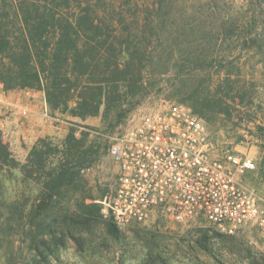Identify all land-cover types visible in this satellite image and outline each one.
<instances>
[{
    "label": "rangeland",
    "instance_id": "1",
    "mask_svg": "<svg viewBox=\"0 0 264 264\" xmlns=\"http://www.w3.org/2000/svg\"><path fill=\"white\" fill-rule=\"evenodd\" d=\"M165 2L163 6L167 5L170 15L166 18L186 29L162 34L168 38V51L173 54L176 66L168 64L167 71L157 76L151 72L144 75L147 95L129 109L119 124L110 128L100 113L82 120L63 116L48 107L50 121L42 119L39 112L33 119L8 117L0 127V140L22 165L40 140L55 146L63 144L70 132L76 139L84 137L83 148L90 146L95 160L80 171L86 188L81 194L88 196L87 202L91 197L102 207L104 198L113 193L118 176V165L109 155L110 145L148 112L173 103L192 111L190 104H193L202 111L203 117L194 115L206 125V142L211 154L219 156L229 152L252 158L257 169L245 176L243 183L264 198L262 2ZM32 91L40 107L44 93ZM8 92L12 99L20 94V89ZM37 192V186L24 178L19 167L10 173L0 172L1 197L21 195L24 203L26 197ZM2 210L5 216L6 211ZM21 211L24 215L15 236L6 224L0 226V264H9V259L15 264H28L32 258L37 264H264V239L254 227L226 235L203 219L179 224L152 214L143 223L111 230L99 212L101 222L91 224L89 230H79L73 241L61 234H51V229L50 235L42 228L31 230L25 218L28 205L23 204ZM1 219L0 216V223ZM32 235L36 246L31 243ZM42 239L52 245V252L45 256L47 263L36 252L43 249Z\"/></svg>",
    "mask_w": 264,
    "mask_h": 264
},
{
    "label": "trees",
    "instance_id": "2",
    "mask_svg": "<svg viewBox=\"0 0 264 264\" xmlns=\"http://www.w3.org/2000/svg\"><path fill=\"white\" fill-rule=\"evenodd\" d=\"M164 2L0 0V83L7 91L43 92L49 109L63 116L83 120L100 113L104 123L115 127L147 95L144 75L157 76L168 64L176 66L162 34L186 29L166 18ZM190 105L193 114L203 117ZM83 147L84 137L76 139L73 132L61 145L40 140L19 165L0 140V172L19 167L38 188L24 203L21 195L0 196V226L6 224L15 236L23 204L28 205L25 218L31 230L42 228L50 235L51 229V234L75 241L79 230L98 225L102 207L81 194L86 188L80 171L95 160L92 148ZM104 219L109 229H117L110 218ZM31 243L36 246L33 235ZM41 243L43 249L36 252L47 263L52 245L45 239ZM9 264L15 263L9 259ZM28 264L37 263L32 258Z\"/></svg>",
    "mask_w": 264,
    "mask_h": 264
},
{
    "label": "built area",
    "instance_id": "3",
    "mask_svg": "<svg viewBox=\"0 0 264 264\" xmlns=\"http://www.w3.org/2000/svg\"><path fill=\"white\" fill-rule=\"evenodd\" d=\"M36 97L21 89L10 99L0 83V127L8 117H30ZM39 103V116L50 121L45 99ZM206 133L205 123L182 104L144 114L109 147L118 176L101 202L104 218L118 228L152 214L179 224L203 219L226 235L254 227L264 239V198L243 183L257 169L254 160L239 153L212 155Z\"/></svg>",
    "mask_w": 264,
    "mask_h": 264
},
{
    "label": "crops",
    "instance_id": "4",
    "mask_svg": "<svg viewBox=\"0 0 264 264\" xmlns=\"http://www.w3.org/2000/svg\"><path fill=\"white\" fill-rule=\"evenodd\" d=\"M43 100H44V98H43ZM38 107H39L38 105H34L31 107L32 113H31L29 119L35 118L34 117L35 114L38 115V109H37Z\"/></svg>",
    "mask_w": 264,
    "mask_h": 264
}]
</instances>
